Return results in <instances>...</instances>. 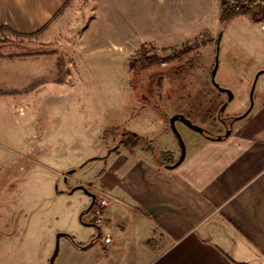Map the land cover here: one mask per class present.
Masks as SVG:
<instances>
[{"label":"rangeland","instance_id":"rangeland-1","mask_svg":"<svg viewBox=\"0 0 264 264\" xmlns=\"http://www.w3.org/2000/svg\"><path fill=\"white\" fill-rule=\"evenodd\" d=\"M219 12V0H69L41 33L0 29V264H50L55 248L54 264H124L125 238L108 255L102 241L125 233L114 219L106 226L104 209L96 238L89 195L108 191L110 149L147 150L144 142L119 143L122 133L150 139L151 155L176 161L172 115L216 137L228 132L220 117L233 122L230 134L256 107L264 21L236 16L222 26ZM168 24L175 34L162 48ZM221 29L215 82L233 94L222 113L227 94L210 78ZM142 43L160 57L195 48L132 73ZM174 126L185 154L206 138L179 120ZM59 232L80 246L65 235L56 245Z\"/></svg>","mask_w":264,"mask_h":264},{"label":"crops","instance_id":"crops-1","mask_svg":"<svg viewBox=\"0 0 264 264\" xmlns=\"http://www.w3.org/2000/svg\"><path fill=\"white\" fill-rule=\"evenodd\" d=\"M68 1L0 0V29L41 33ZM165 29L162 48L175 34ZM263 83L236 131L195 143L172 169L148 148L108 152L106 226L125 235L106 233L105 254L125 238L124 264H264Z\"/></svg>","mask_w":264,"mask_h":264},{"label":"trees","instance_id":"trees-1","mask_svg":"<svg viewBox=\"0 0 264 264\" xmlns=\"http://www.w3.org/2000/svg\"><path fill=\"white\" fill-rule=\"evenodd\" d=\"M221 12L219 15V23L224 26L236 16H249L254 22H262L264 21V0H248L247 4H238L233 7H228L227 0H220ZM36 34V33H32ZM31 34V35H32ZM195 48L190 45H185L183 49L173 55H167L165 57H160L156 53V48L149 43H142L139 48L136 49L134 56L129 62V70L130 72H134L137 67L140 68H149L154 66H159L166 64L172 60L179 59L181 56L191 52ZM135 141H140L146 143L148 148H152V144L150 143V139L143 138L139 134L132 132H124L122 133L121 139L119 143L130 144ZM118 146V145H117ZM116 148V147H115ZM114 148V149H115ZM113 149H110L111 151ZM164 156L162 158L160 156H155V160L159 166H165L174 163L175 161H164ZM67 237L71 239L74 245L80 246L72 240V237L67 234ZM100 237L97 236V238ZM93 241V238L90 240Z\"/></svg>","mask_w":264,"mask_h":264},{"label":"water","instance_id":"water-1","mask_svg":"<svg viewBox=\"0 0 264 264\" xmlns=\"http://www.w3.org/2000/svg\"><path fill=\"white\" fill-rule=\"evenodd\" d=\"M222 32L223 30L221 29L218 33V36H217V39H216V53H215V63H214V66L213 68L211 69V72H210V78H211V81L213 83V85L220 91V92H225L227 94V100L222 104V106L220 107L219 111L220 113H222L227 105V103L232 99L233 97V94L232 92L230 91V89L228 88H224V87H221L219 86L218 83L215 82V74H216V70H217V65H218V62H217V59H218V43H219V40L221 38V35H222ZM252 106V105H251ZM251 108V107H250ZM250 108L248 109V111L250 110ZM247 111V112H248ZM246 113L242 114L240 117L238 118H241L243 116H245ZM176 120H179L181 122H183L185 125H187L189 128L201 133V134H204L205 133V129H203L202 127H200L199 125H196L194 123H192L189 119H187L186 117H184L183 115L181 114H174L172 115L170 118H169V123H170V127L172 129V131L176 134L178 140H179V143H180V155L178 157V159L172 163V164H169V165H166V168H169V169H172L174 167H176L184 158L185 156V147L183 145V142L179 136V133L178 131L176 130L175 126H174V122ZM229 132H227L224 136H217V137H211V136H206L207 138L209 139H215V140H221L223 139L224 137H226L228 135ZM96 157H92L91 159H94ZM74 169H71L69 172H73ZM78 188H83L81 185L78 186ZM85 190V189H84ZM87 191V190H85ZM88 193V192H87ZM90 197H91V204H90V208L92 207L93 205V199L95 198V194L94 193H91L89 194ZM81 216V215H80ZM95 225V224H94ZM97 226V225H96ZM99 229L100 227L97 226ZM62 235H65L67 236L66 233H62V232H59L56 234V245H58V240L60 238V236ZM101 235L100 231L97 233V236ZM97 238V237H96ZM94 240L95 238H93V241H90L87 245H83L81 246L82 248H86L90 245H92L94 243ZM57 254V248H55L54 252H53V255L52 257L50 258V264H54V260H53V257Z\"/></svg>","mask_w":264,"mask_h":264},{"label":"built area","instance_id":"built-area-1","mask_svg":"<svg viewBox=\"0 0 264 264\" xmlns=\"http://www.w3.org/2000/svg\"><path fill=\"white\" fill-rule=\"evenodd\" d=\"M247 4L248 0H227L228 7H233L238 4ZM264 27V26H263ZM110 196L106 193H103L102 195H95V198L93 199V205L91 208H94L96 215L99 217L97 218L95 225L101 227L103 225V222L100 217H102L103 210L109 205L110 202ZM103 242L105 244L111 243V238L109 236H106L103 238Z\"/></svg>","mask_w":264,"mask_h":264},{"label":"flooded vegetation","instance_id":"flooded-vegetation-1","mask_svg":"<svg viewBox=\"0 0 264 264\" xmlns=\"http://www.w3.org/2000/svg\"><path fill=\"white\" fill-rule=\"evenodd\" d=\"M251 107V106H250ZM251 109L252 108H250V110L247 112L246 110L244 111V113H246L247 112V114L245 115V116H247L248 114H249V112L251 111ZM244 113H242V114H244ZM241 116V115H240ZM244 116V117H245ZM221 118V122L223 123V125H225L226 127H227V130H228V132H229V130L232 128V125H233V122L232 121H229L228 123L226 122V120H225V118H223V117H220ZM235 121V120H234ZM204 136H211V137H214V136H212L211 134H209V132H207L206 130H205V133L203 134ZM225 135V134H224ZM223 135V136H224ZM217 136H220V135H217ZM216 136V137H217Z\"/></svg>","mask_w":264,"mask_h":264}]
</instances>
